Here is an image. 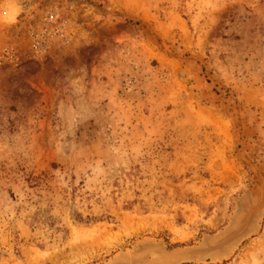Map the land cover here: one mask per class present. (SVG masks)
<instances>
[{"label":"rangeland","instance_id":"374dc122","mask_svg":"<svg viewBox=\"0 0 264 264\" xmlns=\"http://www.w3.org/2000/svg\"><path fill=\"white\" fill-rule=\"evenodd\" d=\"M0 264H264V0H0Z\"/></svg>","mask_w":264,"mask_h":264},{"label":"trees","instance_id":"16d2710c","mask_svg":"<svg viewBox=\"0 0 264 264\" xmlns=\"http://www.w3.org/2000/svg\"><path fill=\"white\" fill-rule=\"evenodd\" d=\"M78 220L82 223H89L91 221H95V217H86V219H83L82 217H77Z\"/></svg>","mask_w":264,"mask_h":264}]
</instances>
